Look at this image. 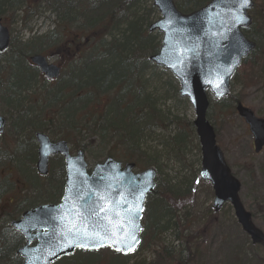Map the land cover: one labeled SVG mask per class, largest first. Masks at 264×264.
<instances>
[{"label": "trees", "instance_id": "16d2710c", "mask_svg": "<svg viewBox=\"0 0 264 264\" xmlns=\"http://www.w3.org/2000/svg\"><path fill=\"white\" fill-rule=\"evenodd\" d=\"M209 1L177 0L175 6L181 13L189 14ZM143 6L149 15H156L151 0H0V20L5 24L20 16L23 21L31 18L29 15L44 14H48L47 21L56 22L54 31L25 40L12 39L7 52L0 55V72L6 82V86L0 84V104L10 129L0 141H11L10 148L0 150L6 154L3 161L0 159V197L15 183L6 173L8 167L15 168L12 174L22 183L26 198L23 195L18 207L21 211L37 204L55 203L62 192L61 158L50 160L46 178L35 175L34 132L44 133L53 141H66L73 150H82L94 160L110 157L136 166H156V157L146 155L142 142L149 131L167 123L156 107L154 91L148 92L147 88L146 72L152 68L148 57L157 53L160 38L148 33L151 22L137 13ZM251 14H257L264 23V3L259 6L256 0ZM250 31L251 27L247 33ZM260 33V38H264V25ZM260 42L255 40L251 55L261 53ZM62 45L66 47L64 51ZM51 50L55 54L66 53L68 61L57 81L32 92V84L41 76L28 59ZM247 65L252 70V62ZM228 98L234 100L231 94ZM185 142L180 130L168 147L179 153ZM18 158L22 159L26 175L17 169ZM192 185H197L196 180ZM192 185L190 181L172 184L169 180L164 188L156 184L145 209L151 241L174 227L179 204H193ZM144 228L145 231L147 227ZM9 252L4 251L0 258ZM164 252L166 260L168 252Z\"/></svg>", "mask_w": 264, "mask_h": 264}, {"label": "water", "instance_id": "95a60500", "mask_svg": "<svg viewBox=\"0 0 264 264\" xmlns=\"http://www.w3.org/2000/svg\"><path fill=\"white\" fill-rule=\"evenodd\" d=\"M152 6L160 18L149 25L148 32H158L162 34V39L158 53L149 57V61L163 67L177 79L179 96L187 98L192 106L195 115L193 126L201 152L200 177L212 186V208L218 212L228 202L251 244L264 245V235L254 227L250 214L241 205L237 195L240 185L231 176L216 146L214 130L206 120L207 93L217 101L226 98L231 78L242 60L255 49L254 43L247 41L241 33L250 25L248 12L253 2L211 0L189 15L179 13L172 0H152ZM9 40L8 30L0 21V54L7 51ZM29 61L47 80H56L60 75V67L48 63L41 55H35ZM235 110L249 126L254 152L259 153L264 146V121L241 104ZM4 126L5 120L0 116V135ZM34 139L37 143L36 172L46 176L49 159L61 156L65 182L59 204L30 209L11 223L25 240V245L17 251L22 264H52L77 249L98 251L109 248L124 255L134 252L140 243L145 203L155 189V170L149 168L134 173V164L128 163L122 168L121 163L107 158L96 164L88 174L83 152L78 151L71 156L66 142L52 143L39 132L34 134ZM100 196L105 199L100 200ZM105 206L107 211L100 212L99 209ZM83 222L109 237L104 240V246L82 248L63 245L61 233L70 223ZM113 233L116 235L113 236ZM132 233L138 242L134 250L128 251L124 245L131 243ZM114 241H118L116 246H112ZM33 242L35 245L30 246ZM96 243L92 241V244ZM117 246L122 250L117 251Z\"/></svg>", "mask_w": 264, "mask_h": 264}, {"label": "rangeland", "instance_id": "374dc122", "mask_svg": "<svg viewBox=\"0 0 264 264\" xmlns=\"http://www.w3.org/2000/svg\"><path fill=\"white\" fill-rule=\"evenodd\" d=\"M173 1L177 2V0ZM253 1L255 4L256 0ZM263 3L264 0H259V6ZM40 6L43 8L44 4L40 3ZM137 13L143 18L149 19L150 22L159 18L158 14L149 15L145 6L141 7ZM249 15L251 19L256 17L255 24L251 26L249 33L247 30L244 31V35L250 41H261L259 44L261 53L257 51L258 55H251L245 64L237 70L231 81V97L234 100L227 98L222 102H216L211 95L207 94L209 105L206 119L214 129L216 144L222 152L231 174L240 184L238 198L241 205L251 215L253 224L264 233V148L260 153H254L248 127L234 111L235 103H241L245 108L250 109L256 117L264 120V55H261L264 53V38H260V29L264 23L257 14L252 17L249 12ZM29 17L31 18L22 21L20 16L8 24L4 23V26L10 31L11 40H25L33 35H43L56 29V22L47 21L48 14L29 15ZM61 47L63 51L66 48L65 45ZM65 54H55L51 50L45 55L49 58V63L63 66L64 62L68 61ZM249 62H252V70L247 65ZM2 74L0 72V84L3 83L2 85L6 86V82L2 81ZM145 78L149 81L148 92L154 91L153 96L157 99L156 107L161 111L167 123L161 129L149 131L142 142L146 155H152L157 159L156 166H152L157 171L156 183L160 184L162 188L168 180L172 184L190 181V185H192L195 179L200 180L201 161L200 146L192 126L195 118L194 112L189 103L178 96V84L167 71L152 65V68L146 72ZM43 85L47 86L42 79L36 78L31 91L35 92ZM25 95L23 94L22 97ZM1 107L0 104V115L7 118ZM180 130L185 135L186 142L181 152L174 153L168 147V143ZM9 131L8 127L6 134ZM10 144L9 138H6L5 144L0 141V150L3 147L10 148ZM34 150H36L35 142ZM70 151L72 154L76 152L71 147ZM5 155L0 151L2 161L5 159ZM85 158L90 166L100 162V159L94 160L93 156L87 157L86 154ZM146 168L149 167L136 166V171ZM14 169L6 168L7 175H11L10 178L15 183L8 186L5 194L0 197V255L4 251H10L8 255L0 258V264H12L13 262L19 264L20 262V259L15 256L16 250L21 246L20 239L14 232L8 230L10 219L17 216L18 207L22 205L23 195L25 197L19 177L12 174ZM17 169L26 175L21 158H18ZM60 197L61 192L55 200L56 203L59 202ZM192 198L194 201L192 205L179 204L175 208L178 218L173 221L174 227L158 234L154 241L149 238V227L145 224L144 217L143 228L144 226L147 228L143 232L145 234L142 237V243L133 255L124 257V260L119 257L114 259L115 254L108 251L96 254L94 252H76L73 257L57 263L264 264L263 248L250 244L249 239L243 234L234 218L232 207L226 204L218 213H213L211 209L213 192L208 182L199 181V184L192 189ZM236 246L239 248L237 249ZM164 249L168 252L166 260L163 259L167 255ZM232 249L233 251H231ZM119 259L120 262L117 261Z\"/></svg>", "mask_w": 264, "mask_h": 264}, {"label": "snow or ice", "instance_id": "6c2138e0", "mask_svg": "<svg viewBox=\"0 0 264 264\" xmlns=\"http://www.w3.org/2000/svg\"><path fill=\"white\" fill-rule=\"evenodd\" d=\"M246 3V0H245ZM104 196H100V200H104ZM100 212H106L107 208L101 207L99 209ZM122 227V226H121ZM91 229V230H90ZM116 233H113V236H115ZM109 238L106 234L102 235L99 231L95 229L92 225L88 224L87 222H83L80 224L76 223H70L67 227L66 231L61 233L60 239L63 242L64 246L67 247H82V248H88L90 245L92 247H100L104 246V240ZM131 243L125 244L124 247L128 251L134 250V245L138 241L135 238V234H131ZM95 240L97 243L92 244V241ZM85 241H88V243H85ZM118 241H114L112 246H116ZM117 251L122 250L121 247H116ZM52 254H55V251L53 250Z\"/></svg>", "mask_w": 264, "mask_h": 264}, {"label": "bare ground", "instance_id": "6f19581e", "mask_svg": "<svg viewBox=\"0 0 264 264\" xmlns=\"http://www.w3.org/2000/svg\"><path fill=\"white\" fill-rule=\"evenodd\" d=\"M11 223H13V221H11V222L8 224V230L14 232V233L19 237V239H20L19 244L22 245V244H23V240H24V238H23V236H22L21 234L15 232V230H14V228L12 227Z\"/></svg>", "mask_w": 264, "mask_h": 264}]
</instances>
